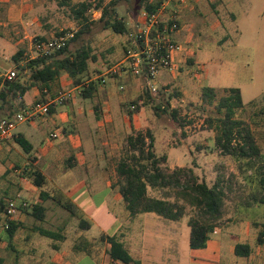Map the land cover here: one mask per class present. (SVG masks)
Listing matches in <instances>:
<instances>
[{
    "label": "crops",
    "instance_id": "0c3cea01",
    "mask_svg": "<svg viewBox=\"0 0 264 264\" xmlns=\"http://www.w3.org/2000/svg\"><path fill=\"white\" fill-rule=\"evenodd\" d=\"M178 1L169 0V9L176 11L178 15L181 29L174 35V41L182 45L183 51L175 53L174 69L157 75L154 85L157 84L158 76L160 84H163L169 75L177 78L181 75L178 69L189 62L191 68L187 74H191L192 78L189 82L182 81L180 91L183 95L189 97L197 91L198 100L201 101V90L205 86L212 87L217 92L219 89L239 88L232 84L219 85L232 76V72L226 69L227 56L224 46L231 42L244 50L264 54V31L260 38L240 40L242 33L238 24L242 17L244 26L257 29L259 21H264V0H188L186 3ZM8 2L9 0H0L2 9L7 12L6 17L0 18V27L3 28L11 22H19L11 17L10 11L13 8H8ZM208 34L217 35L224 41L223 47L217 43L221 51L204 50L205 44L202 42L197 45L195 37L206 38ZM4 44L0 40V72L6 66L2 53L6 48ZM8 72L0 73V79H5ZM63 76L68 75L62 74L51 85L45 97L47 101L56 99L57 96L52 93L56 89L55 86H60ZM239 89L245 106L264 95V92L259 90L261 85L256 86L254 78H249L244 88ZM244 89L251 95L248 102L244 100ZM256 89L259 91L256 92ZM96 93L91 101L96 99ZM40 98V90L37 87L32 88L24 97L26 107ZM52 106L54 111L47 119L19 125L27 127V134L23 131L15 132V135H22L30 143V153L22 154L17 150V144L12 138L0 147V158L8 161L12 151L22 154L23 167L20 172L17 170L18 175L21 174L13 192L18 198L17 201L27 202L30 207L38 203L41 191L50 194L58 191L78 207L90 228L79 229L78 220L71 216L57 220V223L61 222L53 228H46L44 224L48 222L49 202L53 204V208H58L49 200L44 204L48 209L44 222L36 221L29 215L30 210L26 209L15 215L12 220L19 226L13 239L9 240L3 228L5 219L0 210V258L3 259V264H20L21 260H25V264H70L67 258L77 255L99 258L104 264H113L114 261L109 255L111 245L107 240H102V236H112L121 242L134 260L130 264H254L257 260L258 264H264V243L258 244V235L264 232V229L247 221L221 223L210 234L205 248L192 249L189 217L179 221H167L154 213H141L135 217L128 214V217L119 219L117 211L120 208L126 210L125 203L118 187H115V169L112 172L107 168L106 157L104 153L100 154L95 134L96 129L101 130L103 123L108 122L107 117L102 116L100 110L96 109L98 104L85 111L77 99L66 105L55 103ZM54 133L57 134L56 138L51 137ZM82 135L87 138L86 143ZM30 165L36 166L45 175L46 184L42 188L34 186L22 175L23 169ZM11 166L3 165L1 175L5 176ZM10 177L8 178L12 179ZM5 200L4 197L0 198V202L4 204ZM110 222L114 223L112 235L105 232ZM69 224L76 225L73 237L69 235ZM37 228L60 232L64 240L45 243L40 239L43 236L36 232ZM95 228L100 233L99 237L91 233ZM238 244H248L251 247L250 255L237 256L235 247ZM44 245L48 246L45 251ZM49 247L53 252L47 251ZM24 255L27 258L24 259Z\"/></svg>",
    "mask_w": 264,
    "mask_h": 264
},
{
    "label": "rangeland",
    "instance_id": "374dc122",
    "mask_svg": "<svg viewBox=\"0 0 264 264\" xmlns=\"http://www.w3.org/2000/svg\"><path fill=\"white\" fill-rule=\"evenodd\" d=\"M82 1L84 0H72L71 3L77 4ZM109 1L106 0V2ZM135 3L136 0H122L118 7L120 16L125 17L128 21L131 35L137 32V24L139 23L131 18ZM7 5L8 8H13L10 11L11 17L14 21L18 19L19 22H11L6 28L0 27V40L6 46L2 52L6 66L0 73L5 74L8 71H16V77L19 76L20 71L12 61V56L18 49L23 48L26 51L27 54L24 60H27V58L33 59L31 57H36V45L57 36V34L70 31L75 33L78 30V24L74 21L70 8H61L53 0H9ZM6 15L7 12L2 9L0 3V18L6 17ZM89 15L92 20H97L100 13L92 10ZM238 24L239 31L242 33L240 40L260 38V34L264 31V21H259L256 25V28L259 26L257 29H249L244 26L242 17ZM37 37H43L44 41L36 42ZM221 40L220 37L212 34H208L206 38L195 37L197 45L202 42L205 44L204 50L207 51H221L217 47V43L218 46H224V41ZM132 42L133 36L118 35L112 31H102L101 29H97L88 35L85 44L89 45L92 50V58L89 60L90 79L97 82L98 79L104 78L106 83L101 85L98 81V92L96 93V99L93 101L81 97L82 87L79 90L80 92L76 91V96L73 98L77 99L85 111H89L94 104H98L97 109L100 110L102 116L107 117L108 122L103 123L101 130L96 129L95 134L100 147V154L104 153L109 171L112 170L113 172L117 160L127 154L128 137L135 135L137 132L150 130L155 137L157 155H167L168 157L167 162L162 164V168L169 172L177 167L191 169L197 181H205L209 186H213L217 178L222 179L226 190V198L224 217L220 224L247 221L255 227L264 229V205L253 201L255 195L260 192L259 178L261 167L264 166V95L257 99L256 103H249L244 109L237 111V118L243 119L251 125L256 140L262 149L261 156L254 159L252 165L248 164L246 160L228 155L223 156L215 148L214 133L208 130L204 124V120L210 113L208 110H201V101L198 100L197 91L189 97L186 94L183 95V92L180 91L182 81L189 82L192 78L191 74H187V71L191 68L189 62L178 69L181 75L177 78H172L168 74L171 78L168 76L164 83L160 84L158 83V76L156 79L157 84L154 85L153 83L157 90L153 92L149 87L150 85L145 83L141 76H135L131 72L126 50L133 46ZM197 45L195 44L196 47ZM79 46L80 43H76L72 45V48ZM224 52L227 56L226 69L232 72V76L219 85L232 84L244 88L248 79L254 78L256 86L261 85L259 90L264 92V54L244 50L241 46H235L231 42L224 46ZM21 65H25V61ZM253 70L254 73H252ZM163 71L169 70H160L159 74ZM28 75V73L23 74V79H27ZM70 83L71 79L68 76H63L60 80V86H55L53 96L55 95L58 98L73 90L74 87ZM173 90L182 94V96L171 101L169 110H176L179 120H173L169 114L157 117L153 109L154 104L162 103ZM259 90L256 89V92ZM223 94V90L219 89L217 92L218 98ZM139 96L143 98L145 104L139 112L132 113L130 118L129 112L134 110L131 102ZM250 98L251 95H248L244 89V100L248 102ZM73 99L58 104L66 105ZM46 129L48 128L46 127ZM18 131L27 134V127L18 126L15 132ZM83 140L86 143L87 138L83 136ZM17 150L21 151L22 154L24 153L18 145ZM22 154L12 151L8 161L0 158V198H6L5 202L9 199L18 200L13 192L17 187L15 184L21 174L18 175V171L20 172L23 167ZM5 164L10 166L12 164V166L10 171L2 176V169ZM9 176L12 179H9ZM149 195L158 198L168 197L175 200V192L171 189L156 192L149 190ZM48 205V222L46 225L44 224L46 228H53L60 224L61 221L57 223V220H64V217L71 216L60 207L53 208V204L50 202ZM117 215L119 219L128 217V212L120 208ZM186 215L184 218L194 216L196 212L187 207ZM105 216H112V214H105ZM74 225H68L69 235L72 237L75 234L76 225ZM113 226V222L108 223L106 234H113ZM91 233L100 236L97 228L93 229ZM40 239L45 243L54 242L44 237ZM44 247L45 251L48 246L44 245ZM50 248L47 251L53 252ZM23 258L27 257L24 255ZM67 260L70 261V264H104L102 259L85 255L72 256ZM22 261L20 264L26 263L25 260ZM258 261L254 264H258Z\"/></svg>",
    "mask_w": 264,
    "mask_h": 264
},
{
    "label": "trees",
    "instance_id": "16d2710c",
    "mask_svg": "<svg viewBox=\"0 0 264 264\" xmlns=\"http://www.w3.org/2000/svg\"><path fill=\"white\" fill-rule=\"evenodd\" d=\"M53 1L61 8H70L73 19L78 24V30L75 31L74 37L68 41L64 48L49 56L24 60L26 51L23 48L18 49L12 56V61L20 71L19 76L13 80L0 79V120L11 118L24 109L26 107L24 97L34 87H37L41 92V98L37 101H47L45 97L50 91L51 85L62 74L68 75L72 87H82L81 97L83 99H92L98 91V81L99 84H103L101 78L97 82H89V60L92 58V50L89 45L85 44L86 37L97 29L131 36L127 19L121 17L118 11L122 0H110L109 2L106 0H84L77 4H72V0ZM162 2L163 0L154 2L136 0L131 18L138 23L142 11L152 13ZM92 10L99 11V19L92 20L90 18L89 13ZM63 34L65 32L57 34V36ZM35 41L42 42L44 38L37 37ZM142 41V38L138 40L140 47L143 46ZM76 43H80V46L72 48V45ZM132 48L135 47L132 46ZM142 57L143 71L140 76L145 83H148L151 58L146 55H142ZM23 61H25V65H21ZM25 73L29 74L27 79H23L22 75ZM223 92L224 94L218 98L214 88L209 86L202 88L201 110H208L210 113L204 120V124L208 130L214 133L215 148L221 155L246 160L248 164L252 165L253 160L261 156L262 149L256 140L251 125L245 120L237 118V111L246 107L241 91L239 88H226ZM180 96L179 92L173 90L162 103H155L153 109L156 116L161 117L169 114L173 120H179L178 112L169 110L171 101ZM131 103L134 110L129 112L130 118L132 113L139 112L145 104L141 96ZM53 107L51 106L50 114L54 111ZM210 107L212 109H208ZM13 138L26 154L30 153L31 145L22 135H14ZM127 142V154L120 157L115 164L117 176L115 187H118L129 216L135 217L141 213H154L167 221H179L187 216V207H190L196 212V215L190 216L188 221L191 228L190 247L192 249L205 248L210 234L214 228L220 225V221L224 217L226 190L222 179L217 178L214 185L209 186L205 181H197L191 169L177 167L169 172L162 168V164L167 162L168 157L167 155H157L155 137L150 130L129 136ZM261 168L260 192L255 195L253 201L264 205V166ZM22 175L38 188H42L46 184L45 175L36 166L26 167L23 169ZM167 189L175 192V200L149 195V190L156 192ZM49 200L67 211L71 217L77 219L79 229L89 230L90 225L83 219L78 207L58 191L54 194L41 191L38 203L27 207L26 210H30L29 215L36 221L44 222L48 211L44 204ZM0 210L4 215L5 204L2 202H0ZM18 226L13 220L9 221V228L5 230L9 240L15 236ZM36 232L56 243L64 240L60 232L45 228H37ZM101 239L107 240L111 245L109 255L112 261H121L124 264L134 262L124 245L115 237L102 236ZM263 243L264 232H260L258 244ZM250 253L251 247L248 244H238L235 247L237 256L247 257ZM3 263V259L0 258V264Z\"/></svg>",
    "mask_w": 264,
    "mask_h": 264
},
{
    "label": "built area",
    "instance_id": "2783aa9c",
    "mask_svg": "<svg viewBox=\"0 0 264 264\" xmlns=\"http://www.w3.org/2000/svg\"><path fill=\"white\" fill-rule=\"evenodd\" d=\"M188 0H179L180 3H186ZM137 24V32L133 36V46L127 51L129 67L135 76H140L143 71V57L146 55L151 58L149 68L150 79L149 87L153 92H156V87L153 86L154 79L159 74L160 70L174 69L175 53L183 51L182 45L174 41V35L180 31L181 24L176 11L169 9V0H163L161 5L152 13L142 11ZM74 37V32L70 31L60 36L52 37L43 43L35 46L36 57L49 56L64 48L68 41ZM142 38L143 46L140 47L138 40ZM33 57V58H36ZM17 76L16 71H9L5 80H13ZM104 85L106 79H102ZM81 87H75L73 90L64 93L61 97L54 101H36L17 112L11 118L0 120V147L5 141L12 139L15 135L17 127L21 124L35 123L43 121L50 116L51 106L55 103L68 102L76 96V91L80 92ZM1 89V84H0ZM134 108V106H133ZM56 138L57 134L51 135ZM28 207V203L24 201H15L9 199L5 202L4 212V230L9 228V221L13 219L21 210ZM113 264H122L121 261H114Z\"/></svg>",
    "mask_w": 264,
    "mask_h": 264
}]
</instances>
